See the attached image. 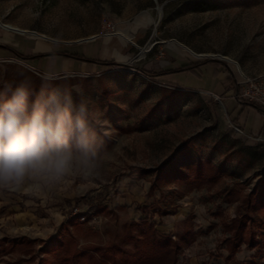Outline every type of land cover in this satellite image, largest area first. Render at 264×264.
Here are the masks:
<instances>
[{
	"label": "rangeland",
	"instance_id": "1",
	"mask_svg": "<svg viewBox=\"0 0 264 264\" xmlns=\"http://www.w3.org/2000/svg\"><path fill=\"white\" fill-rule=\"evenodd\" d=\"M0 28L88 59L103 51L100 61L120 64L59 75L108 122L98 175L36 192L61 222L31 238V254L6 251L10 237L0 264L52 259L40 249L55 239H69L70 253L113 246L134 254L146 245L143 228L171 236L176 264H264V202L248 215L244 205L264 199V112L248 108L234 122L230 104L246 79L264 91V0H0ZM206 59L224 63L218 77L208 65L201 79L164 78L180 86L143 73ZM19 68L37 71L15 57L0 60V85L13 84ZM255 113L262 124L253 129Z\"/></svg>",
	"mask_w": 264,
	"mask_h": 264
},
{
	"label": "clouds",
	"instance_id": "2",
	"mask_svg": "<svg viewBox=\"0 0 264 264\" xmlns=\"http://www.w3.org/2000/svg\"><path fill=\"white\" fill-rule=\"evenodd\" d=\"M69 77L45 72L0 90V191L52 190L98 175L107 121Z\"/></svg>",
	"mask_w": 264,
	"mask_h": 264
},
{
	"label": "crops",
	"instance_id": "3",
	"mask_svg": "<svg viewBox=\"0 0 264 264\" xmlns=\"http://www.w3.org/2000/svg\"><path fill=\"white\" fill-rule=\"evenodd\" d=\"M19 34L21 33L15 31L5 33L0 28V60L15 57L22 60L30 68L43 74L50 72L58 75L69 72H88L102 65L93 62V59L101 60L104 57L103 51L99 57L91 59L86 58L83 54L73 53L69 50L70 53L77 56H67L61 53L65 48L64 45L56 44L46 39H35L24 34V37H19ZM19 54L23 55V57H28V59L20 58ZM222 80L225 81L224 88H227L229 81H226L225 78ZM219 82L213 84L211 89L218 90V85H222ZM230 104L232 108H236L234 113L242 108L234 100ZM248 114L250 115V112ZM260 116L259 113H255V119L249 124L251 128L255 129L261 126L262 121H260ZM242 117L243 114L238 119L240 120ZM247 120L246 125L248 123ZM38 196L40 195L36 192L17 193L7 190L0 191V247L13 238L9 242L10 244L14 241L20 243L23 238L31 239L37 234L45 235L52 230V222H55L54 226H57L58 222H61L56 215L58 208L47 207L48 200Z\"/></svg>",
	"mask_w": 264,
	"mask_h": 264
},
{
	"label": "trees",
	"instance_id": "4",
	"mask_svg": "<svg viewBox=\"0 0 264 264\" xmlns=\"http://www.w3.org/2000/svg\"><path fill=\"white\" fill-rule=\"evenodd\" d=\"M62 54L67 55V56H77L75 54L70 53L68 50L64 49L61 51ZM19 57L22 59H28V57H23V55L19 54ZM93 62L95 63H100L102 65H105L107 67H111L114 65H120L114 61H100L93 59ZM208 65L212 68L211 72L214 77H217L220 73L219 67L224 66V63L218 60H212V59H206L204 62H192V61H187L183 64L177 65L175 68H170L167 70H160L158 72L152 73V72H143L147 77H151L153 79H158L161 81L169 82L174 84L175 86H180L179 83L167 81L164 78L172 73L175 72H185L188 74H195L197 75L200 79L204 77V69L203 66ZM31 79L34 83L37 85L39 84V78L34 75L31 71H28L25 68H19L15 74V78L11 79L10 81L15 83H19L21 80L24 79ZM229 78L226 79L228 81ZM4 86L6 85H0V90H3ZM237 101L242 105V108L237 111L236 118L233 120L234 122L238 120V118L243 114L244 110L246 108H251L254 110H260L264 112V106L258 105L254 102L250 101H245L238 96L236 97ZM78 201H86V197L83 196L81 199ZM264 202V199L258 200V199H251L247 198L245 202V209H246V214L248 215V211L251 209H256L255 205L257 202ZM87 203L90 202L92 203V200L86 201ZM244 216V215H242ZM241 222V221H240ZM139 223L134 224V226H138ZM233 225H231L232 227ZM237 229V234H236V239L240 241V237H237L240 229L242 228V223L241 225H238ZM235 228V227H234ZM233 229V228H232ZM142 236L146 237V239L142 242L146 244L142 248H140L136 253L130 254L119 247H93V249H88L89 252L87 251H73L70 253L71 248H70V240L67 239L65 241L62 240H53L50 243L44 244L40 252L49 255L52 257L51 258H46L43 256L41 259V262L39 264H176L177 261V254H178V249L179 246L174 243L171 240L170 235H162V237H157L158 233L155 232V230L149 229V228H143L141 230ZM156 233L157 235H155ZM230 239H226L229 243ZM32 243L33 240L28 239V238H23L20 243H17V241H14L9 248L6 249V251H14L18 250L21 252H24L26 254H31L32 252ZM231 244V243H230ZM3 250H0V253H2ZM90 252H95L97 255H93ZM117 253L120 254V257H117ZM17 264V263H16Z\"/></svg>",
	"mask_w": 264,
	"mask_h": 264
},
{
	"label": "built area",
	"instance_id": "5",
	"mask_svg": "<svg viewBox=\"0 0 264 264\" xmlns=\"http://www.w3.org/2000/svg\"><path fill=\"white\" fill-rule=\"evenodd\" d=\"M34 73H36V75L37 74L39 75L37 71H34ZM71 75L75 76L76 73H73ZM245 83H250V84L248 88L241 89V91L239 92V98L245 101L254 102L258 105L264 106V91L257 90L256 84L253 83V81H251L250 79H246ZM252 88L256 89V91H252L251 90ZM235 130L239 133H243V130L238 126H235Z\"/></svg>",
	"mask_w": 264,
	"mask_h": 264
},
{
	"label": "bare ground",
	"instance_id": "6",
	"mask_svg": "<svg viewBox=\"0 0 264 264\" xmlns=\"http://www.w3.org/2000/svg\"><path fill=\"white\" fill-rule=\"evenodd\" d=\"M2 26V25H1ZM3 28H6V29H12V30H22V29H18V28H15V27H13V26H7V25H3L2 26ZM30 34H32L33 35V33L32 32H29ZM125 39L127 38V39H129L130 40V38L129 37H125V36H123ZM196 56H200V55H196ZM237 68H238V70H240L239 69V67H238V65L235 63V62H233L232 60H230Z\"/></svg>",
	"mask_w": 264,
	"mask_h": 264
}]
</instances>
